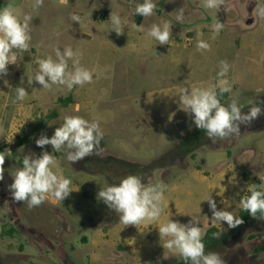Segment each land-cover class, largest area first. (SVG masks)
I'll list each match as a JSON object with an SVG mask.
<instances>
[{
    "label": "rangeland",
    "instance_id": "1",
    "mask_svg": "<svg viewBox=\"0 0 264 264\" xmlns=\"http://www.w3.org/2000/svg\"><path fill=\"white\" fill-rule=\"evenodd\" d=\"M142 2L44 0L35 9L34 0H0V9L12 5L21 20L25 15L32 17L29 51L18 52L21 61L0 77V145L7 152L0 181V264H181L183 258L164 249L159 237V225L170 219L181 223L194 219L204 233L211 227L219 229L221 236L205 251L219 253L226 264L264 262V253L254 252L264 245V220L230 229L226 223H213L206 201L212 196L218 209L237 217L249 187L262 183L258 175H264L260 155L264 147V104L260 103L264 101V19L254 9L264 0H226L229 12L223 5L220 10L205 9L203 0H154L156 9L148 18L134 13L135 4ZM180 8H184L182 22L176 19ZM112 12L121 17L120 36L112 30ZM71 14L79 15L80 22L72 21ZM217 19L224 28L212 39ZM165 21L170 22L172 37L167 45H160L147 32L153 23ZM198 39L208 42L210 50L198 51ZM66 46L78 54L81 66L93 72V82L72 89L62 85L44 89L35 81L28 85V77L38 70L37 59L49 55L55 59L54 48L63 52ZM221 60L230 65L225 78L232 86L231 93L220 96L221 103L227 105L238 96L245 114L249 100L257 102L262 113L250 124H241L239 136L213 143L182 110L179 95L182 88L218 91ZM68 65L72 70L71 60ZM18 86L28 92L18 101L27 112L8 118L3 104L12 102ZM161 90L171 91L172 107H160L158 102L147 105L149 94ZM68 96L71 104L60 107L57 99ZM52 111L57 118L36 133L29 145L14 146L21 129L29 132L39 117ZM65 115L99 122L103 131L99 154L71 164L51 145L37 147L35 140L42 133L50 138ZM42 151L56 157V167L72 181L73 191L62 202L49 195L42 205L29 209L26 203L14 201L8 185L16 168L22 167L23 156H38ZM220 165L225 172L232 165L233 178L219 189L215 181L198 177ZM128 175L140 176L145 184L166 185L163 212L156 223L125 227L97 199L101 188L119 184ZM177 183L180 187L170 190ZM89 236L94 242L84 244L83 237Z\"/></svg>",
    "mask_w": 264,
    "mask_h": 264
},
{
    "label": "clouds",
    "instance_id": "2",
    "mask_svg": "<svg viewBox=\"0 0 264 264\" xmlns=\"http://www.w3.org/2000/svg\"><path fill=\"white\" fill-rule=\"evenodd\" d=\"M43 3L44 0H34L32 7L38 9L43 6ZM222 5L225 6L226 12L231 11V7L226 5V0H203L205 9L220 10ZM155 9L154 0H143L142 3L135 4L134 13L148 18L154 14ZM175 12H177L176 19L182 22L184 8ZM254 14L264 19V5L258 4ZM70 18L78 23L81 20L77 14H71ZM31 20L32 17L29 15H25L23 20L18 18L12 5L0 9V77L8 75V65L16 64L18 52L29 51L32 39ZM109 21L117 36L122 35L124 28L121 17L112 12ZM133 26L140 31L144 30L142 25ZM223 28L224 23L217 19L212 25V39H215ZM147 34L158 44L167 45L172 37L170 22L165 21L162 25L153 23ZM197 36H202V33L198 32ZM196 47L198 51L210 50V44L203 39H198ZM54 51L55 59L51 55L37 59L38 70L28 77V85L31 86L35 81L44 89H50L52 85H62L72 89L75 86L82 87L93 82V72L80 65L79 56L71 46H66L63 52L59 48H54ZM69 60L73 62L72 70H69ZM219 66L218 91L212 87H198L191 90L182 88L179 95L182 110L191 116L195 127L205 131L213 143L239 136L240 125L250 124L262 113V108L257 105V102L249 100L250 110L245 114L238 96H233L227 105L221 103L220 96L231 93L232 86L225 78L230 69L229 63L221 60ZM5 83H8L7 80ZM27 95L25 87L18 86L15 88V97L12 102L23 101ZM260 103L264 104V101ZM102 139L103 131L98 121H90L79 115H65L63 123L55 128L50 138L42 133L35 143L41 149L51 145L54 152H63L67 161L74 164L93 153L99 154ZM6 156L5 151L0 152V181L4 179ZM56 165V157L48 151H42L38 156L34 153L25 154L22 167L16 168L12 174L13 182L8 185L14 201L26 203L28 208L32 209L42 205L49 195L61 202L66 199L73 191L72 181L65 177L63 171ZM258 177L262 183L252 184L249 187L250 195L244 196L240 204L252 218L264 220V175H258ZM165 190L166 185L163 182L149 181L145 184L140 176L128 175L121 179L119 184L101 188L97 199L113 210L118 215L119 222L125 227L138 226L145 221L153 224L160 219ZM206 201L212 213L213 223H226L230 229L243 224V219L236 217L232 212L218 209L212 196H209ZM257 213L260 214L259 217ZM158 232L160 239L164 240L162 247L178 253L184 261H190V264H226L219 253L205 251L203 242L205 233L202 232L198 221L194 219L187 223L170 219L159 225ZM220 235L221 233H214L217 239Z\"/></svg>",
    "mask_w": 264,
    "mask_h": 264
},
{
    "label": "crops",
    "instance_id": "3",
    "mask_svg": "<svg viewBox=\"0 0 264 264\" xmlns=\"http://www.w3.org/2000/svg\"><path fill=\"white\" fill-rule=\"evenodd\" d=\"M21 58L22 56H20L18 53H17V61H16V64H10L8 65V69L16 66L18 64V62L21 61ZM218 85H219V80L217 81ZM217 85V86H218ZM219 87H217L218 89ZM0 93H1V89H0ZM170 93L171 91L169 90H161L160 92H151L147 98V105L149 106H152L154 105L155 103L158 102L159 106L160 107H172L173 105V101L170 99ZM160 96V97H158ZM3 107L5 108V110L7 111V117L10 118V117H13V116H17V115H20L21 112H27L26 108H22L23 105L21 102H16V103H13L9 100H6L3 104ZM28 110H30V108H28ZM10 111V113H9ZM260 155L264 156V147H262V151L260 150ZM228 157V156H227ZM241 162V161H240ZM262 163H264V161H262ZM222 166L223 165H220L218 166L213 172L211 173H207V174H199L198 177H200V180L201 181H212V182H216L217 183V189H219V187L222 185V184H225L227 183L228 181H232V172H233V166L230 165V168H229V171L225 172L222 170ZM262 167H264V164H262ZM163 180V179H162ZM165 181V180H163ZM180 187L179 183L175 184V185H172L170 186V190H176ZM165 197V195H164ZM165 199V198H164ZM241 209V208H240ZM239 209V210H240ZM83 243L84 244H91L94 242V238L93 236H89V237H83Z\"/></svg>",
    "mask_w": 264,
    "mask_h": 264
},
{
    "label": "trees",
    "instance_id": "4",
    "mask_svg": "<svg viewBox=\"0 0 264 264\" xmlns=\"http://www.w3.org/2000/svg\"><path fill=\"white\" fill-rule=\"evenodd\" d=\"M140 17H138L139 19ZM57 103L60 107L66 108L71 104V97L68 96L66 98H58L57 99ZM57 112L56 111H52L49 114L43 116V117H39L36 121V123L33 125V127L31 128V130L28 132L26 131V129H21V134L16 138L14 146L20 148V147H24L30 144L33 136L38 133L43 131L45 128L48 127V125L50 124L51 121L55 120L57 118ZM6 152L5 147L0 145V152ZM7 155V152H6ZM7 158V156H6ZM5 158V160H6ZM254 184H259L258 182H255ZM247 195H250V192H247ZM259 213H257V217H259ZM238 218L243 219V224L248 223L252 220H254L255 218H252L248 212H246L245 210H243V208H241L238 211ZM214 233H221V231L215 227H211L209 228L206 232L205 235L203 236V242L205 244V249L208 248L209 246H211L213 243H215L217 241V238L214 236ZM221 236V235H220ZM255 253H264V245H259L254 249ZM181 264H189V261H184L182 259ZM261 264H264V262H262Z\"/></svg>",
    "mask_w": 264,
    "mask_h": 264
}]
</instances>
